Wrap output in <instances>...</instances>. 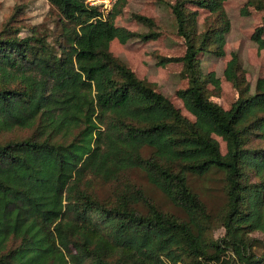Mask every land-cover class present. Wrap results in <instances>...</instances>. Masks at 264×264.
Returning <instances> with one entry per match:
<instances>
[{
	"label": "trees",
	"instance_id": "trees-1",
	"mask_svg": "<svg viewBox=\"0 0 264 264\" xmlns=\"http://www.w3.org/2000/svg\"><path fill=\"white\" fill-rule=\"evenodd\" d=\"M47 1L59 17L54 42L34 29L0 32V264H264V78L249 95L232 55L225 75L238 97L224 110L200 64L222 54V0L169 5L185 50L159 64L182 65L187 86L176 96L193 120L110 51L113 40H157L153 19L134 15L151 30L138 34L113 22L127 0L107 13L87 0ZM190 6L214 21L200 31ZM248 6L263 14L252 40L264 52V1ZM20 130L29 136L5 138ZM135 169L182 216L132 189ZM210 169L225 183L216 219L188 180ZM96 184L115 185L110 199ZM216 222L223 235L213 239Z\"/></svg>",
	"mask_w": 264,
	"mask_h": 264
},
{
	"label": "rangeland",
	"instance_id": "rangeland-1",
	"mask_svg": "<svg viewBox=\"0 0 264 264\" xmlns=\"http://www.w3.org/2000/svg\"><path fill=\"white\" fill-rule=\"evenodd\" d=\"M175 1L127 0L121 13L113 21L115 26L138 34L148 33L151 30L133 19L134 15L145 16L153 19L156 25L153 29L160 33V37L147 43L141 42L139 39L127 43L113 40L109 47L111 53L126 64L137 78L150 84L157 92L168 98L183 116L193 120L176 96L177 91L187 86V81L181 76L182 65L179 63L166 64L165 66L159 64L163 57H180L184 54L185 48L182 40L177 36L175 22L169 9V5ZM249 1L222 0V8L228 22V29L223 35L222 54L214 56L211 53H205L200 56L201 70L204 74L212 73L218 83V87L208 84V97L210 101L224 110H228L238 97L236 89L227 81L225 75L227 64L232 55H236L239 60L240 69L249 85V95L255 93L258 79L264 78V52L252 40L255 29L262 26L263 14L248 6ZM87 2L90 3L89 0ZM116 4L117 2L110 11L115 8ZM190 9L197 11V23L200 31L203 30L204 22L214 21V16L209 11L195 9L192 6ZM58 21L57 11L51 7L47 0H0V32L7 25L12 29H21L19 36L24 37L29 30L34 29L40 34L48 35V40L54 42L55 37L59 34ZM262 38L264 39V32ZM29 133V130H20L6 134L5 138L21 139L29 136ZM215 139L219 142L221 151L224 153V142L218 137ZM125 179L132 189L141 190L159 209L182 216V213H179L163 194L148 182L141 171L131 170L126 173ZM188 180L192 190L205 204L209 214L215 219L219 217L227 201L223 174L215 169H210L200 177L189 176ZM114 186L96 184L94 191L99 199L107 200L110 199ZM222 235L223 230L216 222L212 237L218 239ZM250 237L257 240L263 239V236L258 232L252 233ZM258 253H261L260 249H258Z\"/></svg>",
	"mask_w": 264,
	"mask_h": 264
},
{
	"label": "built area",
	"instance_id": "built-area-1",
	"mask_svg": "<svg viewBox=\"0 0 264 264\" xmlns=\"http://www.w3.org/2000/svg\"><path fill=\"white\" fill-rule=\"evenodd\" d=\"M117 2V0H93L90 1V5L99 6L101 12L107 13L109 12L113 5Z\"/></svg>",
	"mask_w": 264,
	"mask_h": 264
},
{
	"label": "bare ground",
	"instance_id": "bare-ground-1",
	"mask_svg": "<svg viewBox=\"0 0 264 264\" xmlns=\"http://www.w3.org/2000/svg\"><path fill=\"white\" fill-rule=\"evenodd\" d=\"M89 1H93V0H89Z\"/></svg>",
	"mask_w": 264,
	"mask_h": 264
}]
</instances>
